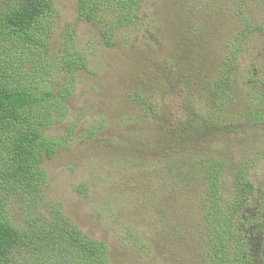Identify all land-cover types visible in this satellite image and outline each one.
Instances as JSON below:
<instances>
[{
	"label": "rangeland",
	"instance_id": "374dc122",
	"mask_svg": "<svg viewBox=\"0 0 264 264\" xmlns=\"http://www.w3.org/2000/svg\"><path fill=\"white\" fill-rule=\"evenodd\" d=\"M54 4L59 17L50 53L79 13L78 0ZM241 11L264 31V0L241 6L237 0H144L142 16L116 32L112 47L99 25L77 26V49L87 68L75 74L66 118L47 129L61 138L74 127L63 149L42 164L49 179L43 196L105 242L111 264L209 260L200 205L207 171L192 173V166L179 163L185 146L175 140L185 131L194 153L225 161L224 191L245 159L256 162V190L264 188V37L247 42L230 79L224 62L236 45ZM65 79L59 72L56 87ZM219 103L221 111H214ZM252 112L260 113L261 122ZM205 117L213 119L210 125ZM1 203V214L26 225L17 204ZM37 209L50 219L47 208ZM244 216L264 215L253 202ZM263 241L259 235L254 240L256 258L264 253ZM73 251L62 248L66 254L48 264H65Z\"/></svg>",
	"mask_w": 264,
	"mask_h": 264
},
{
	"label": "trees",
	"instance_id": "16d2710c",
	"mask_svg": "<svg viewBox=\"0 0 264 264\" xmlns=\"http://www.w3.org/2000/svg\"><path fill=\"white\" fill-rule=\"evenodd\" d=\"M237 1L241 6L248 0ZM143 2L78 0L77 20L65 29L57 52L50 53L49 40L59 17L54 0H0V201L5 206L17 204L26 221L18 227L0 213V264H48L66 254L64 247L74 250L65 264H111L105 242L82 231L55 203L44 199L49 179L42 164L63 149L73 134L74 127L61 138L48 135L47 129L66 118L75 74L87 68L86 56L77 49V26L81 22L99 25L105 44L112 47L116 32L142 16ZM240 21L236 45L224 58L228 79L247 42H253L252 36L264 37L263 28L242 11ZM30 63L35 64L33 70ZM59 72L66 77V84L56 87ZM222 106L219 103L211 108L221 111ZM252 117L262 120L259 112H252ZM204 120L209 125L213 121ZM189 141L186 131L175 140L185 146L179 163L192 166V173L207 171L200 197L207 237L203 252L209 259L205 264H264V253L258 258L253 254L256 236L264 237V216H244L253 202L264 215V188L258 192L251 178L256 162L241 161L234 169L233 185L230 182L229 192L228 187L224 191L221 186L227 180L221 169L225 161L194 153ZM38 206L47 208L50 219L44 218Z\"/></svg>",
	"mask_w": 264,
	"mask_h": 264
}]
</instances>
